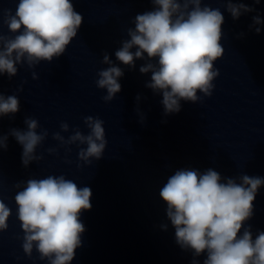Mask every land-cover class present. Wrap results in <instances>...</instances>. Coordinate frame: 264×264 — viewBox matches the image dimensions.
<instances>
[{
    "label": "clouds",
    "instance_id": "obj_1",
    "mask_svg": "<svg viewBox=\"0 0 264 264\" xmlns=\"http://www.w3.org/2000/svg\"><path fill=\"white\" fill-rule=\"evenodd\" d=\"M150 2L154 9L135 16V27L127 30L129 38L121 42L115 57L134 68L135 61L144 59L146 54L149 62L139 69L142 74L151 73L146 87L162 94L166 115L178 113L181 100L196 103L200 100L198 92L212 95L213 81L219 76L214 62L225 51L221 44L224 16L219 9L207 6L205 0ZM222 2L233 19L254 11L243 0ZM252 2L258 4L260 0ZM253 21L255 25L261 23L258 16ZM82 22L83 16L71 0H18L14 14L11 9H0V23L14 34L6 36L0 31V76H16L18 64L34 68L41 61L51 63L66 52ZM255 31L259 34L260 28ZM156 58L157 63L150 62ZM102 63L110 66L98 72L96 85L107 90L103 99L108 102L121 91L118 80L124 72L112 64L107 53ZM32 78L38 79L35 72ZM19 110L16 95L5 97L0 92V118ZM24 122L27 130L12 129L10 134L22 146V163L27 167L43 159L36 150L48 131L38 132L40 125L36 119L25 118ZM84 124L89 129L87 135L75 129L67 139L60 132L53 133L52 138L67 151H71L68 145H86L80 148L78 159L91 164L93 159L103 157L107 145L104 121L87 116ZM60 128L62 132L69 131L67 123H61ZM6 142L7 136L0 135V151L7 147ZM47 152L53 154L57 149L49 148ZM239 179V183L234 178H224L222 182L220 173L212 168L203 173L179 169L159 190L177 244L190 249L194 257L206 253L203 264H264V231L253 238L251 227H244L253 216V202L264 178L242 175ZM16 187L20 188V184ZM91 196L89 187L81 188L64 175L29 178L14 197L24 233L25 255L31 257L35 248L39 258L48 264H71L86 230L80 215L91 210ZM11 214L0 198V232L7 230ZM162 227L166 229L167 225ZM193 264L198 262L194 259Z\"/></svg>",
    "mask_w": 264,
    "mask_h": 264
}]
</instances>
